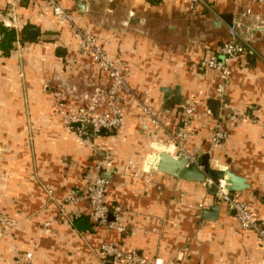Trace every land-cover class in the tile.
Here are the masks:
<instances>
[{
    "label": "crops",
    "instance_id": "crops-1",
    "mask_svg": "<svg viewBox=\"0 0 264 264\" xmlns=\"http://www.w3.org/2000/svg\"><path fill=\"white\" fill-rule=\"evenodd\" d=\"M10 2L0 0L5 18ZM58 2L73 23L50 4L22 2L15 29L34 30L37 38L19 39L9 57L0 51V212L7 218L0 226V264H16L28 252L33 264H114L102 258L107 243L163 264H264V246L239 228L209 177L201 182L171 172L184 156L209 162L218 180L234 174L245 187L232 193L264 221V0H206L197 8L191 0ZM249 8L252 14L244 15ZM235 20L255 54L231 64L222 103L217 73L202 63L227 40ZM74 25L128 68L130 90L121 94L124 124L117 133L80 138L57 108L77 111L95 88L112 84L81 51ZM144 102L157 124L146 117ZM189 104L196 113L179 147L174 133ZM234 111L250 120L233 123ZM217 128L228 135L220 146L211 142ZM163 153L171 158L169 171L159 168ZM108 159L116 173L107 201L122 207L126 232L91 220L93 230L81 232L73 227L74 212L88 204L70 206L65 198L80 192L95 176L92 167ZM194 165L190 160L184 170ZM215 206L219 213L211 220Z\"/></svg>",
    "mask_w": 264,
    "mask_h": 264
},
{
    "label": "built area",
    "instance_id": "built-area-1",
    "mask_svg": "<svg viewBox=\"0 0 264 264\" xmlns=\"http://www.w3.org/2000/svg\"><path fill=\"white\" fill-rule=\"evenodd\" d=\"M36 1L39 4H50L53 6L56 16L66 19L73 23L72 15L62 7L58 0H11L8 18L0 12V24H5L9 28L16 27L17 7L22 2ZM195 8L206 6V0H191ZM252 14L249 8L244 15ZM74 36L79 41L81 51L90 57L99 68L108 73L112 84L109 88L103 89L97 87L92 94L89 103L81 106L74 111L70 109L65 111L62 104H58L59 112L64 116L69 131L74 132L76 136L83 139H94L101 132H119L124 124L123 114L121 111V94L130 90L128 80V68L123 62L114 61L110 56L97 44L93 35L86 33L83 29L74 25ZM248 53L254 54V50L240 38L238 32V22L235 20L231 23L227 40L218 48L217 52L206 58L202 65L217 73L218 85L217 92L221 97L222 103L225 99L222 97L226 94L229 81L232 75L231 64ZM106 105V108H104ZM146 117L151 119L153 124H157L158 116L151 107L144 102ZM196 113L194 104L186 105L181 110L179 118L180 126L176 129L174 136L177 146L181 147V141L186 137V130ZM230 121L238 123L242 120H248L245 115L239 112L230 113ZM250 120V119H249ZM227 132L224 129L217 128L212 135L211 142L214 146L222 145L227 139ZM200 170H204L202 165L198 164L196 158H190ZM95 172L94 178L91 179L80 192L71 193L65 198L67 205H76L86 202L88 207L86 211H75L74 217L82 216V213L88 214L92 223L97 227H106L108 229H117L119 232H126V229L120 225L119 219L122 213L121 206H111L107 201V194L114 182L116 166L112 159L98 162L92 167ZM210 187L217 188L219 202L227 203L235 211L238 226L243 231H250L257 235L262 246H264V221L256 219L252 210L246 202L239 201L238 196L233 194L227 188L224 179L213 181L207 179ZM52 193V192H50ZM114 219L111 220L110 216ZM7 223L6 216L0 212V226ZM102 258L105 261H111L114 264H163L160 260L149 262L136 251H125L115 243H107L101 246ZM16 264H33V254L31 252L23 255Z\"/></svg>",
    "mask_w": 264,
    "mask_h": 264
},
{
    "label": "water",
    "instance_id": "water-1",
    "mask_svg": "<svg viewBox=\"0 0 264 264\" xmlns=\"http://www.w3.org/2000/svg\"><path fill=\"white\" fill-rule=\"evenodd\" d=\"M27 38L29 40H35L37 38V32L34 30H28L27 31ZM161 160L159 163V168L160 169H164L169 171L168 165L169 163H171V158L169 155H167L166 153L161 154L160 156ZM190 160L186 157H181V159L178 161V167L177 168V172H173L172 173L176 174L177 176H181L183 178H185L184 175L187 174H192L193 178H195V180H199L201 182H204L208 177L211 179H213L214 181H217L218 178L214 176V174H210V171L208 170V166H209V162L204 161L201 165L203 167L204 170H200L199 167L197 165L192 166V169L185 171L184 168L189 164ZM186 172V174L184 173ZM227 175H229V179L226 181L227 182V189L231 192H235V191H240L242 188L245 187L244 184V180L241 178H238L237 176H235L234 174H231L229 172H227ZM213 190L215 192H217V188L215 186H213ZM219 213V206H215L214 208H212L209 212H208V218L211 220H215L217 218V215ZM110 219L113 220L114 216L111 215Z\"/></svg>",
    "mask_w": 264,
    "mask_h": 264
},
{
    "label": "trees",
    "instance_id": "trees-1",
    "mask_svg": "<svg viewBox=\"0 0 264 264\" xmlns=\"http://www.w3.org/2000/svg\"><path fill=\"white\" fill-rule=\"evenodd\" d=\"M149 1H152V0H149ZM153 2H158V1H153ZM28 29L29 28L23 29L21 32H17V30L14 28H9L5 24H0V51L2 52L3 56L5 57L11 56V53L14 50L15 44L17 43V41L19 39L21 41H24L26 39ZM254 54L248 53L246 56L253 57ZM178 126H180V122L178 123ZM106 133L111 134L114 132H106ZM73 227L81 232L93 230V226L90 222L89 217L87 216H81V217L75 218L73 221Z\"/></svg>",
    "mask_w": 264,
    "mask_h": 264
},
{
    "label": "bare ground",
    "instance_id": "bare-ground-1",
    "mask_svg": "<svg viewBox=\"0 0 264 264\" xmlns=\"http://www.w3.org/2000/svg\"><path fill=\"white\" fill-rule=\"evenodd\" d=\"M227 189V188H226Z\"/></svg>",
    "mask_w": 264,
    "mask_h": 264
}]
</instances>
